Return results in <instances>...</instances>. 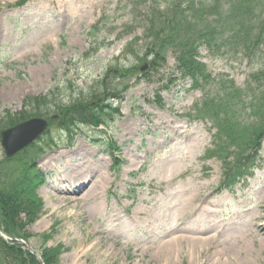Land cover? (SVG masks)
<instances>
[{
	"label": "rangeland",
	"instance_id": "rangeland-1",
	"mask_svg": "<svg viewBox=\"0 0 264 264\" xmlns=\"http://www.w3.org/2000/svg\"><path fill=\"white\" fill-rule=\"evenodd\" d=\"M18 1L0 0V123L4 110L17 116L30 97L51 90L66 102L79 93L100 99L107 121L69 139L56 116H38L47 129L32 144L49 149L35 161L46 182L36 191L40 211L22 228L23 246L42 264L46 249L58 253L56 264H264V136L252 176L217 192L223 162L203 158L217 129L196 118L202 93L186 90L174 51L156 75L144 79L137 70L140 81L120 101L106 92L107 83L121 87L127 69L149 61L153 37L140 25L151 0ZM199 53L212 76L256 87L252 62ZM108 139L115 149L104 146ZM243 149L230 145L224 155ZM89 167L99 195L83 199L75 193L84 189L71 183Z\"/></svg>",
	"mask_w": 264,
	"mask_h": 264
},
{
	"label": "trees",
	"instance_id": "trees-1",
	"mask_svg": "<svg viewBox=\"0 0 264 264\" xmlns=\"http://www.w3.org/2000/svg\"><path fill=\"white\" fill-rule=\"evenodd\" d=\"M25 1L19 0L16 4ZM149 7L151 11L144 15L140 27L150 33L153 41L146 43V55L150 59L142 75L149 78L151 72L156 73L164 66L168 53L174 51L175 71L189 82L190 90L202 93L194 105L195 114L209 119L217 129L214 148L207 149L206 157L222 160L224 171L220 184L231 188L242 176L250 174V168L259 158L264 136V0H151ZM200 47L208 54L252 62L257 67L248 77L255 79L256 87H241L230 78L212 76L207 65L198 59ZM137 70L130 68L121 75L124 79L121 87H118L121 81L107 83L109 96L123 94L133 79L138 82L140 79L133 77ZM212 85L216 89L214 94L210 91ZM61 95L51 90L41 98L30 97L17 116L9 115V109L4 110L2 117L7 121L0 123V131L5 126L46 113L56 116L57 124L69 139L80 126L105 123L100 99L94 104L79 93L66 102L60 100ZM237 143L244 146L243 151L234 153L235 157L231 158L224 155L230 145ZM106 144L109 149L116 148L113 141ZM45 150L31 144L17 157L0 160V229L8 236L26 239L22 228L40 211L42 203L36 191L44 183V177L35 168V160ZM57 254L44 250L41 253L44 264H56ZM0 264L40 262L19 241L0 236Z\"/></svg>",
	"mask_w": 264,
	"mask_h": 264
},
{
	"label": "water",
	"instance_id": "water-1",
	"mask_svg": "<svg viewBox=\"0 0 264 264\" xmlns=\"http://www.w3.org/2000/svg\"><path fill=\"white\" fill-rule=\"evenodd\" d=\"M143 66H140V68H143ZM46 128L47 122L45 119L31 118L2 131L1 144L5 150L6 156L11 157L16 151L24 148L38 135L44 132ZM27 248L29 250L31 249L29 247Z\"/></svg>",
	"mask_w": 264,
	"mask_h": 264
},
{
	"label": "bare ground",
	"instance_id": "bare-ground-1",
	"mask_svg": "<svg viewBox=\"0 0 264 264\" xmlns=\"http://www.w3.org/2000/svg\"><path fill=\"white\" fill-rule=\"evenodd\" d=\"M54 160H56V159H54ZM95 171H96V168L89 167L85 171V173L87 174L86 176H82L81 174H78L77 177L72 178L73 179L72 181L74 182V184L71 183L72 187L76 186V189H84L81 193H79L80 198L85 199L86 196H87V198L98 197L99 191H98V185L96 183L98 182L99 179H92V174H94ZM79 181H84V182H82L81 186L76 185V183ZM66 183H68V182H66ZM74 193H75V189L70 191L71 195H73Z\"/></svg>",
	"mask_w": 264,
	"mask_h": 264
}]
</instances>
